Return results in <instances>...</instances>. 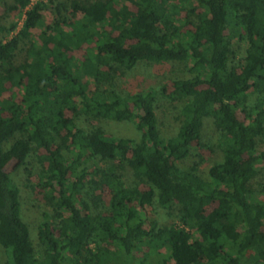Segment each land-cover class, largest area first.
Segmentation results:
<instances>
[{
  "label": "trees",
  "instance_id": "1",
  "mask_svg": "<svg viewBox=\"0 0 264 264\" xmlns=\"http://www.w3.org/2000/svg\"><path fill=\"white\" fill-rule=\"evenodd\" d=\"M0 4L4 264H264V0ZM142 62L181 63L189 74L122 94L119 74ZM159 94L179 105L168 137ZM207 118L214 144L204 141ZM107 121L133 123L140 136L108 134ZM216 148L222 160L205 176L204 152ZM12 160L46 202L40 249ZM149 206L178 208L179 222L160 224Z\"/></svg>",
  "mask_w": 264,
  "mask_h": 264
},
{
  "label": "rangeland",
  "instance_id": "2",
  "mask_svg": "<svg viewBox=\"0 0 264 264\" xmlns=\"http://www.w3.org/2000/svg\"><path fill=\"white\" fill-rule=\"evenodd\" d=\"M37 2L39 0H33ZM48 1V0H42ZM3 11V6L0 4V13ZM47 22L51 21V14L47 12ZM23 17H12L11 21L19 22V25H22ZM19 29V28H18ZM34 32L37 34L40 30L36 29ZM234 49L237 53V58H240L245 50V44L240 41H235ZM22 58V56H21ZM188 69L184 64L181 63H165L162 65H153L151 63L142 62L136 68L131 71H127L126 74H119L117 85L118 91L122 94L135 93L141 90H145L149 87H154L161 90V86L163 84H167L169 88L172 87V81L176 78L186 77L188 75ZM6 96H10L11 92L5 93ZM159 108L158 115L160 120V128L162 134L166 137L177 131V120L175 116L179 113L178 104L170 102L167 98L162 97L159 94ZM177 105V106H176ZM105 130L108 134L116 135V136H126L134 139H138L140 134L136 129L133 123L122 121H107L103 123ZM204 141L214 144L217 142V133L215 126L212 122V119L207 118L204 128ZM215 153H210L209 150H205V155L207 160L201 166V172L206 176L209 167L216 161L222 160V154L219 148L215 149ZM67 157H72V153L66 150ZM196 159L195 156L191 157L188 161L183 163V167H188L193 160ZM17 160H12L7 170L11 173L12 177L22 186L23 189V197H22V209H23V218L30 224L32 239L34 244L40 249L38 246V225L42 221V211L46 207V202L44 201L41 188H37L32 191L29 188H24L26 174L23 168H17ZM128 180L127 182L130 184L132 181V173L130 171L127 172ZM33 183L38 182L37 174H33L32 178ZM27 191V192H25ZM100 192V191H99ZM103 197L106 202L109 201V196L106 192H103ZM145 214H153L155 218L162 225H170L174 223H178V208H175L172 212H168L167 210H163L159 207H151L149 206L145 210ZM165 252L167 249L164 250ZM8 251L0 245V264H4L8 260Z\"/></svg>",
  "mask_w": 264,
  "mask_h": 264
},
{
  "label": "built area",
  "instance_id": "3",
  "mask_svg": "<svg viewBox=\"0 0 264 264\" xmlns=\"http://www.w3.org/2000/svg\"><path fill=\"white\" fill-rule=\"evenodd\" d=\"M33 3H34V1H33Z\"/></svg>",
  "mask_w": 264,
  "mask_h": 264
}]
</instances>
